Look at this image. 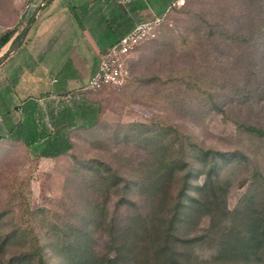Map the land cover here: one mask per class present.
<instances>
[{"label": "rangeland", "instance_id": "1", "mask_svg": "<svg viewBox=\"0 0 264 264\" xmlns=\"http://www.w3.org/2000/svg\"><path fill=\"white\" fill-rule=\"evenodd\" d=\"M136 1L143 7L158 0ZM174 1L168 0L159 36L132 52L122 87L91 90L83 71L72 79L68 93L39 101L50 127L54 123L49 111L64 105L92 106L95 122L68 126L73 145L67 152L37 156L33 147L11 138L8 127L21 116L15 108L21 99L39 96L45 80L54 83L51 74L39 76L43 68L36 62L57 55L60 38L48 37L46 43L35 39L43 15L33 0H0V34L8 28L15 30L13 37L22 34L15 45L10 40L0 47V235L12 234L9 252L23 250L37 234L43 235L50 263L60 264L50 237L81 222L94 204L96 247L106 251L112 216L125 222L149 211L150 203L160 208L162 198L167 213L186 172L191 170L187 192L193 195L213 169L214 153L218 158L214 176L227 188L224 209L243 206L253 197L264 200V86L258 87L260 82L264 85V60L257 70L250 56L256 46L264 52V42L257 35L227 36L229 31L242 35L252 31L258 4L185 0L173 5ZM201 79L215 85V102L202 93ZM167 162L174 166L162 187L168 198L151 197L150 182ZM125 177L138 183L130 195L137 204L131 206L118 205ZM220 218L214 229L208 213L181 225L182 238L198 236L186 247L194 264H215L219 229L231 222L232 214L224 210Z\"/></svg>", "mask_w": 264, "mask_h": 264}, {"label": "trees", "instance_id": "2", "mask_svg": "<svg viewBox=\"0 0 264 264\" xmlns=\"http://www.w3.org/2000/svg\"><path fill=\"white\" fill-rule=\"evenodd\" d=\"M256 2L259 8L258 17L252 31L244 32L243 35L229 31L226 32L227 36L237 35L247 39L257 35V39L264 42V0ZM14 32V29L8 28L0 34V47L10 40L11 45H15L22 39L21 33L13 37ZM262 49L256 46L250 52L257 70H260V64L264 60ZM198 83L201 87L204 85L202 93L215 102V85L204 79ZM263 86L262 82L258 83L259 88ZM15 108L20 111L21 116L9 125L8 135L33 147L37 156H58L67 152L73 145L68 126L79 122L82 125H92L95 122L92 106L74 108L64 105L51 108L49 115L53 119L52 127L44 120L43 108L38 99L28 97ZM66 122L67 124L63 125ZM214 155L213 169L207 172L205 180L197 185L193 195L187 192L191 170L186 172L183 185L167 213L164 208L167 203L163 202L162 198L160 208L155 203H150L149 211L138 212L125 222L116 215L112 216L107 236L110 248L103 252L96 247L98 204L92 205L91 213L84 216L81 222L72 223L68 230L57 234V237H50L51 246L60 264H194L186 247H191L198 236L182 238L178 233L181 225L194 222L201 215L208 213L211 219L209 226L214 229L218 217L223 219L224 210L231 213L232 218L231 222L219 229L220 242L214 256L215 264H264V200L258 201L253 197V200H249L243 206L224 209L226 206L222 199L227 188L222 180L214 176L218 169V158L216 153ZM168 170L170 172L174 170L173 162L165 163L159 175L151 180L150 184L153 183L150 188L151 197L158 194L167 200V192L163 191L162 187H165L164 183L169 177ZM133 181L135 180L129 177L124 178L123 195L118 200V205L137 204L130 196L133 188L138 186L137 181ZM11 235V233L0 235V264H51L43 235L37 234L35 241L23 250L9 252L6 246Z\"/></svg>", "mask_w": 264, "mask_h": 264}, {"label": "crops", "instance_id": "3", "mask_svg": "<svg viewBox=\"0 0 264 264\" xmlns=\"http://www.w3.org/2000/svg\"><path fill=\"white\" fill-rule=\"evenodd\" d=\"M33 2L35 10H39L43 15L42 20L38 21L35 39L44 41L48 37L60 38L57 43L59 44L57 55H49L36 62L43 68L39 70V76L51 74L55 76L52 80L54 83L45 80L41 82L43 88H40V92H43L39 96L34 93L21 99L34 97L39 101L48 97L58 98L61 94L68 93L71 90L69 85L74 83L72 79L81 75L83 71L87 72L88 83L103 53L113 42L127 33L138 19L147 15L150 17L161 15L170 6L168 0H158L157 3L151 1L143 7L137 6V1L117 5H114L112 0L49 2L33 0ZM61 81L63 85L57 86L56 83ZM22 86L23 83H19L20 92ZM28 86L35 85L30 83ZM38 91L35 89V92Z\"/></svg>", "mask_w": 264, "mask_h": 264}, {"label": "built area", "instance_id": "4", "mask_svg": "<svg viewBox=\"0 0 264 264\" xmlns=\"http://www.w3.org/2000/svg\"><path fill=\"white\" fill-rule=\"evenodd\" d=\"M132 1L136 0H116L119 4ZM184 2L185 0H175L173 5ZM163 20L164 13L137 21L127 33L106 49L86 87L91 90L122 87L129 77V59L132 52L142 42L159 36Z\"/></svg>", "mask_w": 264, "mask_h": 264}]
</instances>
